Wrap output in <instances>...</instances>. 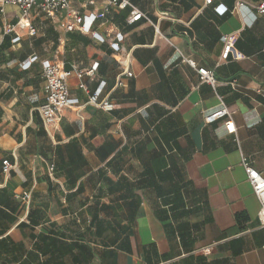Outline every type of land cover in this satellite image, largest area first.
<instances>
[{
	"label": "crops",
	"instance_id": "crops-1",
	"mask_svg": "<svg viewBox=\"0 0 264 264\" xmlns=\"http://www.w3.org/2000/svg\"><path fill=\"white\" fill-rule=\"evenodd\" d=\"M129 1L94 24L96 37L36 11L30 34L15 6L0 9V264H264L242 165L264 176L263 0ZM132 8L146 18L129 22ZM226 34L242 59L222 58ZM32 55L75 71L77 104L48 131L40 62L24 67ZM95 91L111 111L86 103ZM223 107L234 132L204 120Z\"/></svg>",
	"mask_w": 264,
	"mask_h": 264
},
{
	"label": "built area",
	"instance_id": "built-area-1",
	"mask_svg": "<svg viewBox=\"0 0 264 264\" xmlns=\"http://www.w3.org/2000/svg\"><path fill=\"white\" fill-rule=\"evenodd\" d=\"M78 2V6H76ZM207 4L213 2V0H205ZM100 4V9L95 11L84 13L82 8L87 6H96ZM10 5L15 6L19 12L20 17L16 23V26L23 28H30V16L32 11H36L37 14L45 15L51 19L58 20L62 23L66 32L79 31L84 34H90L96 37V33L93 31L94 24L101 19H104L109 13L110 8L116 7L119 9L125 7H132L129 0H0V9L3 6ZM243 3L238 1L233 10L239 9ZM226 7L221 10V13L226 11ZM232 10V11H233ZM258 13H264V0L256 6ZM141 18H146L145 14L132 8L129 15V22H135ZM14 29V26L7 25L4 30L9 32ZM30 34H34L33 28H30ZM18 38H15L16 40ZM103 40V39H102ZM235 37L232 34H226L222 36L223 49L222 58L227 60H239L243 58V55L234 46ZM115 46H118L114 42ZM39 61L42 69V76L44 79V102L39 106L38 112L41 118L43 127L48 131L51 128L57 126L61 120L62 112L65 108L71 107L77 104V100L72 98L69 93L67 81L69 77L75 74L74 70L65 69L64 66L56 60H40L37 55H32L28 58L26 65L29 67L31 63ZM188 63L194 66L191 60ZM93 69L89 72L91 73ZM197 72L200 81L216 85V78L213 70L206 69L204 67L197 68ZM123 73L127 76H132V72L123 69ZM81 74L78 73V76ZM118 84H121L119 81ZM86 103L95 106L104 111H111L114 108V104L107 99L100 98V92H91L88 95ZM217 119H223L227 132H234L235 127L231 119V112L223 107L214 112L204 114V120L207 123L213 122ZM242 165L247 175V180L251 186L252 192L260 203V207L257 213V218L262 226H264V176L256 171L251 164L245 159H242ZM12 165L8 161L2 162V171L8 174ZM50 172L54 170V165L50 164ZM16 196L21 200L28 202L30 198L29 192L17 193Z\"/></svg>",
	"mask_w": 264,
	"mask_h": 264
}]
</instances>
